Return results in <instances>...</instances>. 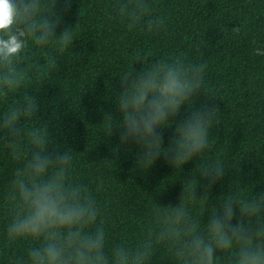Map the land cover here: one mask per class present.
I'll list each match as a JSON object with an SVG mask.
<instances>
[{"label":"trees","instance_id":"obj_1","mask_svg":"<svg viewBox=\"0 0 264 264\" xmlns=\"http://www.w3.org/2000/svg\"><path fill=\"white\" fill-rule=\"evenodd\" d=\"M45 2L40 0L42 14ZM141 4L149 11L136 20ZM55 11L61 18L57 39L65 28H73V44L60 54L55 41L37 46L30 40L26 55L13 65L21 84L0 88L6 93L0 96V264H28V249L39 243L9 242L6 235L19 210L11 200V181L31 157L27 138L33 130L48 137L50 153L72 151L71 182L92 191L100 208L93 230L103 226L106 251L116 245L130 252L141 249L165 230V214L180 205L184 183L192 174L198 176V165L219 159L226 169L203 205L189 202L195 219L203 213L206 223L212 204L234 189L248 198L264 195V56L256 55L257 48L264 50V0H71L67 10L58 0ZM157 16L165 17V28L148 33V21ZM128 24L136 29H128ZM180 54L186 62L207 63L208 96L201 92L196 107H219L209 136L211 148L182 168L170 164L161 152L144 169L137 164L142 149L135 141L119 146V77ZM7 71L0 65V76ZM29 98L38 110L20 119L19 135L13 137L3 127L4 117L23 108ZM187 108L181 109L177 121ZM105 113L116 122H104ZM115 124L111 135L108 129ZM174 132V125L157 129L165 149ZM9 141L18 146L19 159ZM204 183L197 186V197L203 195ZM153 248L150 264H176L166 247L154 243Z\"/></svg>","mask_w":264,"mask_h":264},{"label":"clouds","instance_id":"obj_2","mask_svg":"<svg viewBox=\"0 0 264 264\" xmlns=\"http://www.w3.org/2000/svg\"><path fill=\"white\" fill-rule=\"evenodd\" d=\"M57 2L46 0L42 14L40 0H0V65L8 70L0 76V88L11 90L21 84L13 65L26 55L30 40L37 46L55 41L60 54L73 44V28H65L56 37L61 20L55 11ZM63 7L70 9L71 0H63ZM139 9L134 14L136 20L149 11L146 4ZM126 26L136 29L134 24ZM164 28L165 17L157 16L148 21L146 31L159 33ZM234 31L238 33L240 28L235 27ZM256 55L264 56V50L257 48ZM137 61L142 62L139 52ZM206 69V62L189 63L180 54L119 77L117 111L123 116L119 146L130 141L140 146L139 167L149 168L163 152L170 164L182 168L211 148L209 136L220 115L219 107H196L201 92L208 96ZM3 95L6 93L0 91ZM185 106L188 108L183 118L177 121ZM37 110L38 105L29 98L23 108L16 107L5 115L4 129L17 137L20 119ZM106 121L116 122V118L105 113ZM173 125L175 132L165 149L157 129ZM115 127L116 124L108 129L111 135ZM27 140L31 157L23 168L16 169L11 181V200L19 210L12 216L6 235L9 242H39L28 249V264H150L154 243L166 247L176 264H264V195L248 198L241 189H234L226 198H219L218 204H212L206 223L202 219L205 214L195 219L191 213L189 202L203 205L213 185L225 176L226 168L219 159L203 167L198 165V176L192 174V179L185 181L180 205L164 216L165 230L146 241L141 249L130 252L116 245L106 251L103 226L93 230L100 208L92 191L71 182L72 151L50 153L48 137L35 130ZM8 143L19 159L18 146L14 141ZM201 180L205 181L203 195L197 197Z\"/></svg>","mask_w":264,"mask_h":264}]
</instances>
